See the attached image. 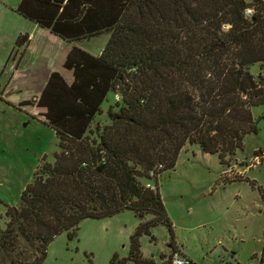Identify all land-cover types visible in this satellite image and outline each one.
I'll list each match as a JSON object with an SVG mask.
<instances>
[{
  "label": "trees",
  "instance_id": "16d2710c",
  "mask_svg": "<svg viewBox=\"0 0 264 264\" xmlns=\"http://www.w3.org/2000/svg\"><path fill=\"white\" fill-rule=\"evenodd\" d=\"M16 12L69 43L108 39L98 55L73 44L62 63L71 81L52 71L38 96L19 103L54 130L60 151L7 207L0 264H43L57 235L72 239L82 220L124 210L141 221L127 256L109 264H159L140 249L151 228L164 226L178 251L158 177L186 144L224 165L257 132L251 108L264 104V76L249 66L264 67V0H20ZM108 93L119 98L95 124Z\"/></svg>",
  "mask_w": 264,
  "mask_h": 264
},
{
  "label": "rangeland",
  "instance_id": "374dc122",
  "mask_svg": "<svg viewBox=\"0 0 264 264\" xmlns=\"http://www.w3.org/2000/svg\"><path fill=\"white\" fill-rule=\"evenodd\" d=\"M19 1L0 0V228L7 207L18 204L21 191L41 164L52 163L54 153L60 151L54 130L32 107L19 105L36 93L41 72L19 76L8 84L11 57L19 54L15 38L31 26L16 12ZM107 38V34L92 37L79 46L98 54ZM57 62L52 63L53 68L70 78L71 72ZM249 71L254 77L264 76V67L258 63L250 65ZM114 101V95L108 93L101 105L103 112L93 123L107 122L105 111ZM251 113L257 120V132L245 135L241 149L225 158L224 165L216 154L186 144L175 166L157 179L173 225L175 247L195 264H264V200L258 190H264V104L252 107ZM240 176L244 179L232 180ZM140 221L130 210L101 219L86 218L74 238L68 239L63 232L50 242L43 264H109L114 253L126 257L129 236ZM140 249L145 258L169 263L172 248L166 228L157 225L149 235H142Z\"/></svg>",
  "mask_w": 264,
  "mask_h": 264
},
{
  "label": "crops",
  "instance_id": "0c3cea01",
  "mask_svg": "<svg viewBox=\"0 0 264 264\" xmlns=\"http://www.w3.org/2000/svg\"><path fill=\"white\" fill-rule=\"evenodd\" d=\"M29 22H31V21H29ZM22 34H26L27 40H26V43L21 47H18L15 45L16 50L19 51V54H18V56L14 55L11 57L12 58V65H11L12 71L9 74L10 77L8 78V84L11 83L12 81H14L15 78H18L19 76L31 77V76L39 74L41 72L42 78H41L40 85H39L36 93H34L33 95L30 96V98H31L34 96H38L40 94L43 86L46 83V80H47L49 74L52 71H55V69L53 68L54 65L52 63H54V61L57 60L60 63V67H62V63L64 61L66 53L69 51L71 46L73 44L79 46V43L82 42L83 40H81L79 42H73V43L72 42L71 43L66 42L63 39L59 38L58 36H55L52 33H50L48 29L42 28L33 22H31L30 28H27L26 30L20 31L17 36L22 35ZM104 34H106V33H103L100 35H104ZM100 35H98V36H100ZM94 37H96V36H94ZM88 39H90V38H88ZM84 40H87V39H84ZM105 43L106 42H104V45H105ZM104 45H103V47H104ZM15 47H13V49H15ZM101 50H100V52H101ZM100 52L98 54H100ZM98 54H94V55H98ZM10 56H11V54L9 53L7 59L10 58ZM58 62H57V64H59ZM40 63H42V65H40ZM37 66L42 67V68L41 69L37 68ZM56 71H58V70H56ZM59 72L62 74L61 71H59ZM65 79L68 82H70L72 78L71 77L70 78L65 77ZM153 260H155L156 263L161 262V261H158L156 259H153ZM162 261H163V259H162Z\"/></svg>",
  "mask_w": 264,
  "mask_h": 264
},
{
  "label": "built area",
  "instance_id": "2783aa9c",
  "mask_svg": "<svg viewBox=\"0 0 264 264\" xmlns=\"http://www.w3.org/2000/svg\"><path fill=\"white\" fill-rule=\"evenodd\" d=\"M248 9H250V8H248ZM251 13H252V11L250 13H246V14L250 15ZM115 98L116 99L119 98L117 94L115 95ZM146 187L152 188V185L149 183H146ZM167 260H168L169 264H191V260L187 256L182 255L178 252L171 253Z\"/></svg>",
  "mask_w": 264,
  "mask_h": 264
},
{
  "label": "clouds",
  "instance_id": "9594fccd",
  "mask_svg": "<svg viewBox=\"0 0 264 264\" xmlns=\"http://www.w3.org/2000/svg\"><path fill=\"white\" fill-rule=\"evenodd\" d=\"M252 10L251 9H246L245 12L246 13H250Z\"/></svg>",
  "mask_w": 264,
  "mask_h": 264
}]
</instances>
